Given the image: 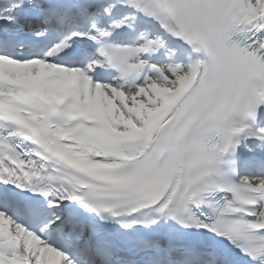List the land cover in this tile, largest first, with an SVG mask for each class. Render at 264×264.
Here are the masks:
<instances>
[{
  "label": "snow or ice",
  "instance_id": "1",
  "mask_svg": "<svg viewBox=\"0 0 264 264\" xmlns=\"http://www.w3.org/2000/svg\"><path fill=\"white\" fill-rule=\"evenodd\" d=\"M0 264H264V0H0Z\"/></svg>",
  "mask_w": 264,
  "mask_h": 264
}]
</instances>
